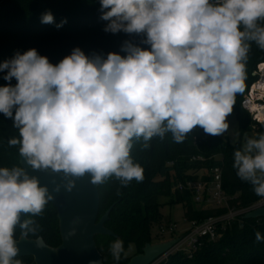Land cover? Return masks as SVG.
<instances>
[{"label": "clouds", "instance_id": "1", "mask_svg": "<svg viewBox=\"0 0 264 264\" xmlns=\"http://www.w3.org/2000/svg\"><path fill=\"white\" fill-rule=\"evenodd\" d=\"M101 10L105 32L144 34L150 48L125 41V56L105 57L77 47L55 65L36 49L17 52L0 63L9 82L0 87V113L19 130L9 145L19 144L33 169L126 185L143 180L131 156L134 139L147 148L167 132L182 143L197 127L211 136L228 130L235 97L245 90L249 42L264 49V0H101ZM41 23H54L51 12ZM233 167L264 197V135L235 151ZM74 186L72 179L64 185ZM52 199L23 168L0 167V264H21L16 228L26 237L39 227L21 214L39 216ZM256 239L264 237L257 232ZM110 252L118 264L123 241Z\"/></svg>", "mask_w": 264, "mask_h": 264}, {"label": "trees", "instance_id": "2", "mask_svg": "<svg viewBox=\"0 0 264 264\" xmlns=\"http://www.w3.org/2000/svg\"><path fill=\"white\" fill-rule=\"evenodd\" d=\"M105 9L103 11H107ZM51 12L54 23L43 24L41 17ZM101 0H0V63L9 60L19 52L29 49L46 56L50 63L57 64L74 48L79 47L86 55L99 54L107 56L115 52L121 56L125 41L148 49L142 43L144 34L124 32H105L109 23L102 20ZM66 20L62 27L57 24ZM264 26V22H261ZM250 43L246 62L245 90L235 97L231 115L237 119L241 133H249L253 124L250 115L243 110L241 101L251 83L255 80L254 71L264 61V49L255 42ZM6 74L0 72V87L9 82L3 79ZM15 85V78L10 82ZM264 135V124L260 125L259 136ZM19 139V130L13 126V120L0 113V167L9 169L22 168L20 165V145L10 146L8 141ZM131 156L135 163L143 168V180H132L126 185L115 177L98 184L99 218L111 209L105 227L114 235H97L96 247L104 264H117L113 260L110 246L116 239H121L124 252L118 264H127L129 245L134 244L136 254H142L144 247L152 242V226L162 224L159 215L160 199L165 198L169 204H181L187 222H201L211 217L224 215L226 208H197L193 192L185 189L175 191L178 184L185 185L199 179L198 173L204 171L202 180H209V172L215 167L222 169L223 191L229 198L231 208L246 209L252 207L264 197L255 194L250 182L237 176L234 165V153L241 150L239 143L230 144L227 139L204 133L202 128L189 132L182 143L173 140L172 133L167 132L163 138L153 137L144 148L143 139L133 140ZM199 158L203 159L200 160ZM34 220L38 225L35 234L22 236L19 226L15 238H41L50 248L56 249L62 243L57 211L47 203L42 214L24 215V220ZM231 224L223 236L215 242L204 240L201 248L189 258L183 253L171 255L159 264H264V240L257 241L256 233L264 237V217L241 219ZM21 264H35L32 257H21Z\"/></svg>", "mask_w": 264, "mask_h": 264}, {"label": "water", "instance_id": "3", "mask_svg": "<svg viewBox=\"0 0 264 264\" xmlns=\"http://www.w3.org/2000/svg\"><path fill=\"white\" fill-rule=\"evenodd\" d=\"M20 165L52 194L53 199L49 203L58 214L62 243L53 249L41 238L34 240L21 237L17 240L19 253L16 258L32 257L35 264H104L96 247L95 237L114 234L105 227L111 209L99 218L98 184H93L88 174L79 178H65L63 172L33 169L21 155ZM69 179L75 181L71 191L64 187ZM58 185L60 190L56 191ZM260 217H264V206L247 213L244 218ZM23 219L24 214H21V220ZM176 242L177 239L155 245L147 244L143 253L131 258L127 264H155Z\"/></svg>", "mask_w": 264, "mask_h": 264}, {"label": "built area", "instance_id": "4", "mask_svg": "<svg viewBox=\"0 0 264 264\" xmlns=\"http://www.w3.org/2000/svg\"><path fill=\"white\" fill-rule=\"evenodd\" d=\"M253 74H255V80L244 94L241 106L250 115L253 124L260 126L264 124V61L257 65ZM203 175L206 173L202 170L198 173L197 181L188 182L186 186L178 184L174 190L182 192L188 189L193 192L194 202L198 205H204V208H226L227 212L201 222L186 221L188 227L184 229H180L171 220L160 224L158 238L163 240V237L167 236V241L177 239V242L155 264L167 260L176 253H183L192 258L201 248L204 240L218 241L231 224L237 221L242 225L241 219L247 213L264 206V200H261L246 209L231 208L228 202L229 198L223 191L221 167H215L209 172V180H202Z\"/></svg>", "mask_w": 264, "mask_h": 264}, {"label": "rangeland", "instance_id": "5", "mask_svg": "<svg viewBox=\"0 0 264 264\" xmlns=\"http://www.w3.org/2000/svg\"><path fill=\"white\" fill-rule=\"evenodd\" d=\"M228 123L229 128L228 130L223 134L220 135V138H225L230 142V144H237L239 143L241 146V150L243 149L244 145L246 144L248 139H258L259 132H260V126H256L254 124L250 125L251 131L249 133H241L239 129V125L237 122V119L234 115H229ZM205 173V172H204ZM161 206L159 207V215L163 218V220H171L172 222L176 223L177 226L180 229H184L188 227V223L185 220L184 217V208L181 204L171 203L169 204V201L165 198L160 199ZM197 208H203L204 205H196ZM159 225L160 223H155L152 226V242L149 244L155 245L162 242L167 241V236L163 237V240L161 238H158V232H159ZM136 254V247L134 244L129 245V248L127 250V256L132 257Z\"/></svg>", "mask_w": 264, "mask_h": 264}, {"label": "crops", "instance_id": "6", "mask_svg": "<svg viewBox=\"0 0 264 264\" xmlns=\"http://www.w3.org/2000/svg\"><path fill=\"white\" fill-rule=\"evenodd\" d=\"M134 256H136V255H134ZM134 256H132L131 258H133Z\"/></svg>", "mask_w": 264, "mask_h": 264}]
</instances>
